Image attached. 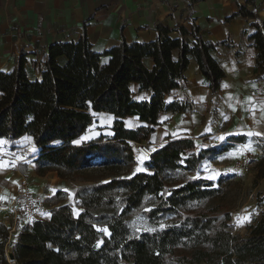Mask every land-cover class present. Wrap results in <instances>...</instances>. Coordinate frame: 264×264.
Returning <instances> with one entry per match:
<instances>
[{
  "label": "trees",
  "instance_id": "obj_1",
  "mask_svg": "<svg viewBox=\"0 0 264 264\" xmlns=\"http://www.w3.org/2000/svg\"><path fill=\"white\" fill-rule=\"evenodd\" d=\"M235 15L253 19L250 38L257 76L264 79V21L253 6L240 5ZM184 20L173 27L156 26L153 40L121 41L103 53L108 57L104 62L87 37L53 43L39 79L28 78L19 57L13 72L0 71V139L14 148L19 138L30 137L38 151L36 172L56 171L61 179L94 164L131 166L130 143L147 139L164 112L186 109L166 95L186 86L191 58L212 94L217 93L223 70L211 52L219 43L205 40L189 14ZM134 82L150 94L148 99L132 97ZM100 111L115 117L112 135L76 142ZM130 116L143 125L125 128L122 119ZM230 145L194 153L191 139L167 141L153 148L146 170L130 176L109 173L102 177L106 181L78 185L73 194L77 214L66 201L68 193L58 190L46 199L47 218L22 222L20 216L13 231L0 221V264H264V193L256 198L260 217L240 235L233 233L230 210L213 202L225 189L222 181L188 175ZM138 215L146 228L132 227L130 219Z\"/></svg>",
  "mask_w": 264,
  "mask_h": 264
},
{
  "label": "crops",
  "instance_id": "obj_2",
  "mask_svg": "<svg viewBox=\"0 0 264 264\" xmlns=\"http://www.w3.org/2000/svg\"><path fill=\"white\" fill-rule=\"evenodd\" d=\"M240 5L253 6L257 19L264 21V0H0V71L13 72L16 60L23 56L28 78L39 79L53 43L76 42L84 36L92 50L103 55L123 40H153L156 26L186 24L184 18L189 14L205 40L219 43L211 54L223 70L222 79L213 95L191 58L184 73L186 86L166 95L168 101L185 103L186 109L161 114L144 141L157 148L186 138L194 142L190 150L194 153L226 144L231 145L225 152H239L244 146L264 142V79L257 76L256 47L250 38L253 19L233 16ZM100 59L104 62L108 57ZM58 61L64 63L65 57ZM146 65L152 66L150 58ZM130 89L137 100L150 96L136 82ZM114 118L107 111L95 112L90 127L76 142L112 135ZM122 120L127 129L143 125L136 116ZM239 136L244 142L231 141ZM15 143L12 148L0 139V221L5 224L12 218V211L4 209L5 200L18 191L23 180L30 193L45 199L58 190L75 192V185L56 171L36 172L38 151L30 137Z\"/></svg>",
  "mask_w": 264,
  "mask_h": 264
},
{
  "label": "rangeland",
  "instance_id": "obj_3",
  "mask_svg": "<svg viewBox=\"0 0 264 264\" xmlns=\"http://www.w3.org/2000/svg\"><path fill=\"white\" fill-rule=\"evenodd\" d=\"M103 137L106 138L107 136L103 135ZM132 154L133 164L131 166L122 165L117 168H105L94 164L80 169L72 178H68V181L75 185L74 190H76V185L101 181L102 177L109 173L130 176L138 170H144L143 166L146 159L134 154V152ZM200 166V171L196 174H188L189 177L198 175L216 182L221 180L225 189L213 202L230 210L233 233L246 234L248 226L254 224L261 215V209L257 206L256 198L258 193H264V142H254L246 148L244 146L239 152L230 149L223 154L210 156V158L203 159ZM89 177L92 178L91 181L83 180ZM106 180L103 179L102 181ZM68 195L66 201L72 204L73 212L77 214L80 210L78 202L74 200L72 192H68ZM49 206L50 204L46 201L45 215L47 217ZM9 221H6V225H9ZM130 223L132 227L138 230L146 228L144 220L139 215L131 218ZM120 264L131 263L125 260L121 261Z\"/></svg>",
  "mask_w": 264,
  "mask_h": 264
},
{
  "label": "built area",
  "instance_id": "obj_4",
  "mask_svg": "<svg viewBox=\"0 0 264 264\" xmlns=\"http://www.w3.org/2000/svg\"><path fill=\"white\" fill-rule=\"evenodd\" d=\"M134 154L140 155L142 158L146 159L151 157L153 147L150 146L144 140L136 141L133 143ZM46 199L38 194L30 193L26 182L23 180L19 184L18 191L10 195L5 200V208L12 211V218L9 221L8 227L10 231L15 229V225L18 222L20 216L22 222L28 221L30 219H42L47 218L46 212Z\"/></svg>",
  "mask_w": 264,
  "mask_h": 264
},
{
  "label": "water",
  "instance_id": "obj_5",
  "mask_svg": "<svg viewBox=\"0 0 264 264\" xmlns=\"http://www.w3.org/2000/svg\"><path fill=\"white\" fill-rule=\"evenodd\" d=\"M7 226H8V224H7ZM6 256H7L8 260H12L13 259L11 250H7V255Z\"/></svg>",
  "mask_w": 264,
  "mask_h": 264
}]
</instances>
